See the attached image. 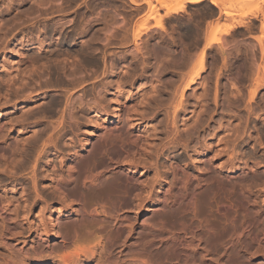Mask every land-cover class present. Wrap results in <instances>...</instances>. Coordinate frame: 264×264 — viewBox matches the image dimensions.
<instances>
[{
    "label": "bare ground",
    "instance_id": "obj_1",
    "mask_svg": "<svg viewBox=\"0 0 264 264\" xmlns=\"http://www.w3.org/2000/svg\"><path fill=\"white\" fill-rule=\"evenodd\" d=\"M130 1L139 5L136 0ZM24 2L21 0V4ZM142 2L148 7L149 15L139 24L135 23L130 35L127 34L130 44L143 57L164 62L165 70L173 78L166 87L162 109L158 108L156 113L162 116L161 138L148 147L143 135L134 128L147 118L132 110L126 101L116 99L121 94L119 81L115 82L110 98L112 111L104 115L101 114L104 97L96 92L93 84L88 91L93 101L88 107L97 105L99 109L96 106L95 118L89 120L92 132L87 131L84 139L78 140V148L65 157V170L55 173L47 150L57 148L67 129L76 136V129L68 128L61 117L55 127L34 130L27 126L26 109L18 111L17 105L22 106L29 100L36 104L38 96L31 97L35 94L33 90L24 95L28 87L25 81L31 77L25 76L28 68L37 73L39 67L34 60L21 62L24 75L19 84L21 92L15 89L11 95L0 93V158L3 161L0 176L15 178L28 171L33 205L36 200L47 206L50 199L58 202L63 210L54 215L48 206L40 209L38 223H29L24 228L25 220L14 209L17 200H11L8 191L0 190V264H264V200H261L264 158L245 152L249 146L242 139L245 131L239 132L236 128L233 138L223 144L222 150L212 146L214 137L226 132L222 125L211 139L193 142L194 134L211 119L210 109L217 104L219 78L215 77L208 86L202 79L207 72V55L218 47L214 62L220 61V69L233 75L229 83L236 96L241 98L237 83L251 85L246 95L247 112L263 86L264 65L253 68L241 43H222L211 30V21L220 23L230 18L224 0L175 3L156 0L158 7L151 0ZM205 2L208 4H204L203 17L187 20L179 34L172 33L167 39L158 35L159 31L166 32L167 23L174 20L172 15L187 13L190 7ZM36 4L42 6L44 0ZM160 8L164 9V15L158 14ZM258 16H254L259 22L257 42L264 58V10ZM121 20L126 24L123 17ZM6 28L0 19V50L10 31ZM238 28L250 32L257 29L256 22L243 20L232 23L225 33ZM149 31L157 35L156 41L142 46V38ZM74 35L75 30L67 36L68 40ZM93 37L90 41L96 40ZM37 49L45 50L43 42ZM61 49L44 56L71 58L81 52L79 49L58 52ZM229 57L237 63L229 66ZM89 62L99 64L94 56ZM67 64L61 68L55 65L53 74L67 69ZM81 64L84 66V60ZM4 82L9 88L10 81H4L0 75V92L4 90L1 85ZM60 82L63 79H56V83ZM148 89L152 94L157 92L153 86ZM20 93L22 99L17 103ZM188 93H192L195 103L187 112ZM152 99L144 96L140 107L152 108ZM61 103L53 99L43 111L51 113ZM72 110L84 113L81 103L74 102ZM261 119L264 116L257 115L256 121ZM248 140L254 141L255 150L264 151V144L258 139L250 136ZM45 155L50 172L42 183L46 189L41 191L37 169ZM23 161L27 162L26 167ZM145 172L152 173L146 185ZM3 185L0 179V188ZM33 205L26 210L31 212ZM143 214L145 219L138 223L136 218Z\"/></svg>",
    "mask_w": 264,
    "mask_h": 264
},
{
    "label": "rangeland",
    "instance_id": "obj_2",
    "mask_svg": "<svg viewBox=\"0 0 264 264\" xmlns=\"http://www.w3.org/2000/svg\"><path fill=\"white\" fill-rule=\"evenodd\" d=\"M163 1L175 3L178 0H174L175 2ZM224 1L229 8L230 18L220 23L211 21V30L222 43L228 45L233 42L241 43L243 46L241 49L247 52L253 68L259 65L263 66L264 58H262L257 42L260 36L259 22L255 20L254 16L259 17L258 15L264 10V0ZM36 2L38 0H25L21 4V0H0V19H2V23H6V29L10 30L6 39L4 38L0 50V75L4 81L7 79L11 83L9 88L4 86L5 82L1 83L4 90L0 93L2 95L7 92L11 95L15 89H19L21 92V85L19 84H21V76H24L21 73V62L26 64L28 59L37 61L36 65L39 67L37 73L27 69L28 73L25 77L27 78L28 75L31 77L25 81L28 87H26L27 90L24 91V95H28L33 90L35 94L33 93L31 97L38 96V100L36 104L29 103L31 100L24 101L26 104L17 105V110L26 109L27 121L25 123L34 130L45 126L55 127L61 118L64 119L68 128L76 129V136H74V132L67 129V132H63L64 135L58 141L57 148L47 150V155L50 154V161L53 162V171L61 174L65 170V163L63 162L65 157L78 148V140H83L87 131L92 132L89 129L92 126L89 120L95 118V113L99 109L97 105V109L96 106H91L90 109L88 107V103L93 101L92 97L88 95L93 84L96 92H100L104 97L101 103L103 108L101 114L104 115L112 111L110 98L115 91V82L119 81L121 94L116 96V99L126 101L132 106V110L146 116L147 120L141 125L134 126V128L140 131L149 148L154 145L161 138L159 122L162 116L156 113L159 111L158 108L162 109L166 97L164 95L166 87L173 78L165 70L164 62H158L155 58L143 57L136 51L135 46L130 44V38L127 36V34L130 35L135 23L139 24L149 15L148 7L142 0H136L139 5L132 4L130 0H44L42 6H38ZM151 2L158 7L156 0H151ZM204 4L208 3L192 6L187 13L172 15L174 20L167 23L166 32L159 31L158 35L161 34L167 39L172 33L179 34L182 24L187 20L203 17ZM164 13V9L158 10L159 15H164ZM121 17L125 19L126 24L122 23ZM103 19L106 21L104 22ZM243 20L256 22L257 29L250 32L247 29L238 28L229 34L225 33L232 23ZM74 30L76 35L68 40L67 36H70ZM92 35L96 40L90 41ZM155 36L157 35L154 34V31H149L143 36L141 45L145 43L154 44ZM75 39L77 42H74ZM40 42H43L45 46L44 51L37 49ZM179 44H182L181 39H179ZM28 47L31 48L28 49ZM59 47H62L63 50L58 52L68 49H79L81 52L78 56L71 58L65 55L59 58L44 56ZM217 52L218 47L216 46L214 51L207 55V72L202 75L206 86L210 85L215 77L219 78L217 104L215 108L210 109L212 110L211 119L207 120L199 132L194 134L193 142L211 139L210 136L222 125L226 132L216 135L212 143L214 149L222 150L223 144L233 138V129L236 128L239 132L245 131L242 139L249 142L245 152L264 158V151L255 150L254 141L248 140V137L251 136L252 139H258L264 144V120L256 121L257 115L264 116V83L258 90L254 101L251 102L250 111L247 112L245 109L246 95L252 87L248 82L237 83L236 89L241 98L236 96L229 83V78L233 75L230 76L228 70L222 71L220 69V61L214 62ZM92 56L98 59L99 64L89 62ZM54 59L59 62L62 61V63L53 62ZM82 60H84V66L81 64ZM66 62L68 63L67 69L59 70L53 74L55 65L61 68ZM227 63L231 66L237 61L235 58L229 57ZM73 70L76 72L72 74L71 71ZM262 76L264 78V74ZM58 78L63 79L64 82L56 83ZM150 86L157 89L155 94L148 91ZM19 96L17 103L22 99L21 93ZM144 96L153 98L152 108L140 107V101ZM186 98L188 112L194 106L195 99L192 93H188ZM53 99H58L62 103L55 106L53 112H44L43 109L47 110ZM74 102L82 104L83 114L72 110ZM9 112L15 113L16 111ZM180 121L182 122L181 119ZM181 122L178 124L180 125ZM180 129L182 132L186 131V129ZM47 155L43 157L37 169L39 190L41 191L46 189V184L42 183L45 176L50 172L46 164ZM2 163L0 158V166ZM23 166L26 167L27 162L23 161ZM27 173L28 171L20 173L15 178L8 175L0 176L3 184H5L0 190H3L2 193L8 191L10 199L17 200L14 209L17 211L18 217L25 220L24 228L29 223L32 225L38 223V218L41 216L40 209H47L48 206L54 215L58 214L59 209L63 210L58 202L50 199H48L47 206L36 200V204L33 205L34 194L29 188ZM143 177L146 185L151 181L152 173L145 172ZM12 188L15 191H11ZM261 200H264V196L261 197ZM32 205L34 207L31 212L26 210ZM45 214L48 215L46 211ZM144 216L143 214L136 218L138 223L145 219ZM83 233L80 231V234Z\"/></svg>",
    "mask_w": 264,
    "mask_h": 264
}]
</instances>
